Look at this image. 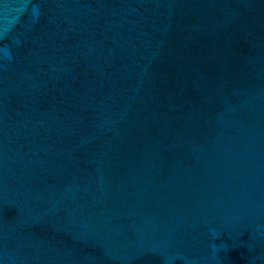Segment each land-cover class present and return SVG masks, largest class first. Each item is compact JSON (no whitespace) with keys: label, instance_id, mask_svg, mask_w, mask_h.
Instances as JSON below:
<instances>
[{"label":"water","instance_id":"1","mask_svg":"<svg viewBox=\"0 0 264 264\" xmlns=\"http://www.w3.org/2000/svg\"><path fill=\"white\" fill-rule=\"evenodd\" d=\"M0 264H264V0H0Z\"/></svg>","mask_w":264,"mask_h":264}]
</instances>
